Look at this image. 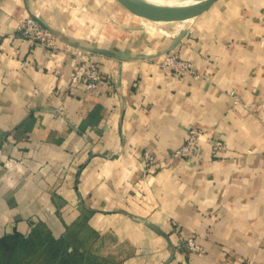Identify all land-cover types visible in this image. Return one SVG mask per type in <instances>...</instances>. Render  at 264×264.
Instances as JSON below:
<instances>
[{
	"label": "crops",
	"instance_id": "obj_1",
	"mask_svg": "<svg viewBox=\"0 0 264 264\" xmlns=\"http://www.w3.org/2000/svg\"><path fill=\"white\" fill-rule=\"evenodd\" d=\"M125 9L0 0V240L34 229L106 264H264V0L129 27ZM27 16L55 51L13 33ZM78 50L110 85L68 89ZM167 55L192 74L163 70ZM192 129L193 156L174 157Z\"/></svg>",
	"mask_w": 264,
	"mask_h": 264
},
{
	"label": "built area",
	"instance_id": "obj_2",
	"mask_svg": "<svg viewBox=\"0 0 264 264\" xmlns=\"http://www.w3.org/2000/svg\"><path fill=\"white\" fill-rule=\"evenodd\" d=\"M13 33L36 45L43 46L48 51L53 52L57 48V38L53 31L31 16L18 20ZM96 59L97 54L94 52L88 50L76 51L75 65L68 81L69 90L77 91L83 89L90 94L100 89V86L105 83L106 79L101 73ZM162 68L166 72L176 74L180 77L191 75L193 72L190 61L179 60L175 55H167L162 62ZM106 84L110 85L109 81L106 80ZM200 137L201 132L196 129L190 130L186 138V143L181 148L175 150L173 156L176 158H189L193 156ZM223 148L224 145L221 142L217 141L214 143L213 149L215 154L219 153ZM144 157L147 165L150 166L153 158L148 153H145ZM180 246L186 248L194 256H204V249L194 237L184 238ZM244 264H256V262L248 261Z\"/></svg>",
	"mask_w": 264,
	"mask_h": 264
},
{
	"label": "rangeland",
	"instance_id": "obj_3",
	"mask_svg": "<svg viewBox=\"0 0 264 264\" xmlns=\"http://www.w3.org/2000/svg\"><path fill=\"white\" fill-rule=\"evenodd\" d=\"M150 1V0H149ZM156 1V0H155ZM164 1V2H162ZM156 4L167 5L165 2H172L175 0H162ZM180 2H188L195 0H177ZM198 1V0H197ZM151 2V1H150ZM153 3V1L151 2ZM126 8V7H125ZM126 14L128 19L133 21V18L137 22L139 20L142 23L154 24V22L147 21L141 17L136 16L130 12L127 8ZM130 14V15H128ZM136 17V18H135ZM138 18V19H137ZM112 23V21H110ZM131 24V23H130ZM129 27V26H128ZM129 29V28H128ZM127 30L126 36L130 31ZM129 40V39H128ZM0 264H106L100 260L75 253V250H71L70 244L64 241H56L49 236L41 235L34 229L27 230L23 235H12L8 238L0 240Z\"/></svg>",
	"mask_w": 264,
	"mask_h": 264
},
{
	"label": "water",
	"instance_id": "obj_4",
	"mask_svg": "<svg viewBox=\"0 0 264 264\" xmlns=\"http://www.w3.org/2000/svg\"><path fill=\"white\" fill-rule=\"evenodd\" d=\"M218 0H198L188 5H160L147 0H120L133 14L150 22H181L200 16ZM91 52L92 51L89 50Z\"/></svg>",
	"mask_w": 264,
	"mask_h": 264
},
{
	"label": "bare ground",
	"instance_id": "obj_5",
	"mask_svg": "<svg viewBox=\"0 0 264 264\" xmlns=\"http://www.w3.org/2000/svg\"><path fill=\"white\" fill-rule=\"evenodd\" d=\"M147 1H149V0H147ZM151 2L153 1V3L154 2H157V3H160L162 0H150ZM149 1V2H150ZM160 1V2H159ZM195 1H197V0H195ZM195 1H188V2H180V1H177V0H175V1H172V2H165L164 4H167V5H188V4H192V3H194ZM162 2H164V1H162ZM154 4H156V3H154ZM161 5V4H160Z\"/></svg>",
	"mask_w": 264,
	"mask_h": 264
},
{
	"label": "trees",
	"instance_id": "obj_6",
	"mask_svg": "<svg viewBox=\"0 0 264 264\" xmlns=\"http://www.w3.org/2000/svg\"><path fill=\"white\" fill-rule=\"evenodd\" d=\"M15 236H18V234H16Z\"/></svg>",
	"mask_w": 264,
	"mask_h": 264
}]
</instances>
